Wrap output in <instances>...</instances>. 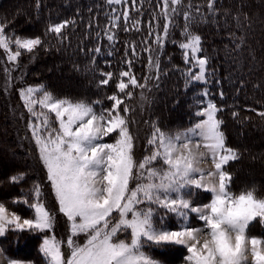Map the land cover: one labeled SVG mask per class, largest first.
Listing matches in <instances>:
<instances>
[{"label": "snow or ice", "instance_id": "obj_1", "mask_svg": "<svg viewBox=\"0 0 264 264\" xmlns=\"http://www.w3.org/2000/svg\"><path fill=\"white\" fill-rule=\"evenodd\" d=\"M107 3L124 5L128 0H107ZM131 3L135 5L136 0ZM216 4L217 0H207L205 14L202 6H194L191 0L187 4L184 0H158L159 11L153 12L147 37L142 41V51L148 53V68L154 75L145 76L141 82L132 71L133 59L126 52L124 64L128 70L100 73L101 86L108 85L115 76L117 91L106 97L112 102L110 107L97 109L102 101L88 103L57 97L43 85L18 90L31 117L27 127L46 171V180L58 211L67 219L68 236L66 240L56 238L55 215L45 202L43 186L34 181L27 192L22 190L21 198L13 200V204L32 209L31 217H22L0 202V237L10 231L47 233L40 249L47 264H162L146 249L173 245L186 248L187 264H246L249 253L254 264H264V238L248 235L253 221L259 218L264 225V197H258L254 188L238 194L231 190L233 176L227 166L242 154L228 145L222 130L224 121L217 116L222 109L215 103L209 100L195 112L200 119L183 131L166 132L153 123L145 155L140 160L135 158L137 138L130 130L131 109L125 101L133 98L135 89L150 91L149 79L159 86L160 57L168 43L179 47L185 64L189 65V71L183 73L187 80L208 83L210 57L205 53L203 37L192 30V25L207 23L209 16L218 23L220 9ZM36 7L39 8V0ZM244 7L242 0L234 14L230 9L224 10L225 18L232 15L240 30L250 27ZM181 14L182 39H170L178 26L176 18ZM121 19L128 31L130 9L113 16L104 30L112 43L116 42L113 29L120 27ZM70 23L74 21L49 24L45 35L51 33L61 38ZM140 24L136 19L131 27L139 31ZM230 35L235 36V32ZM237 39L236 49L240 50L245 40L243 36ZM43 46L41 37L18 36L8 21L0 22V49L9 63L18 67L22 54L34 56ZM126 47L133 57L139 58L135 43ZM91 51L98 55L101 48L97 46ZM91 63H95V55ZM192 68H198V72L191 71ZM4 70L8 73L7 91L12 70ZM203 95H209L207 90ZM220 95L223 97V92ZM140 99H147L143 91ZM237 115L233 112L234 117ZM259 115L264 117V112ZM110 136L112 142L106 140ZM200 148L205 151L199 152ZM204 159L211 160L212 169L198 167ZM26 177L27 173L20 172L10 176L9 182L18 184ZM193 189L211 193L210 202L195 204ZM193 215L203 227L191 226L189 220ZM170 216L178 218V228L168 226ZM81 235L86 237L83 244L78 242ZM7 264L22 262L8 258Z\"/></svg>", "mask_w": 264, "mask_h": 264}, {"label": "trees", "instance_id": "obj_2", "mask_svg": "<svg viewBox=\"0 0 264 264\" xmlns=\"http://www.w3.org/2000/svg\"><path fill=\"white\" fill-rule=\"evenodd\" d=\"M191 2L194 6L201 5V11L207 14V0ZM241 2L217 0L216 7L220 9L216 17L218 23H214L209 16L207 23L193 24L192 30L203 37L205 53L210 57L206 87L217 107L222 109L217 116L224 121L222 130L227 143L239 149L242 154L239 160L227 166L233 176L231 190L238 194L242 190L254 188L258 197H264V117L259 115L264 112V0H243V10L250 18V27L245 26L242 30L236 28L232 15L226 18L224 15L225 9H230L234 14ZM184 3L187 4L188 0H184ZM36 4L37 0H0V22L8 21L9 27L18 36H38L44 41V46L37 49L34 56L22 54L10 82L14 83V80L15 84H11L7 91L0 79V201L26 218L33 215L32 209L24 204H13V200L21 198L22 190L27 192L34 181L43 186L44 197L51 201L55 197L27 128L29 114L20 108L18 90L24 85H43L57 97H69L88 103L102 101V105L96 106L97 109L101 106L110 107L112 102L106 97L117 91L115 76L108 85L101 86L98 83L102 79L100 73L111 71L117 74L120 70H128L124 64L126 52L127 57L133 59L132 71L141 82L145 76L154 75L148 68V53L142 51V41L147 37V25L153 12L159 11L158 0H136L135 5L128 0L127 4L120 7L108 4L107 0H39V8ZM126 9H130L129 30H124V21L121 19L120 27L113 29L116 42L112 43L107 40L104 30L112 22L113 16H120ZM136 19L141 21L139 31L131 27V22ZM65 20L74 21V24L70 23L63 30L61 38L51 33L45 35L49 24ZM176 21L178 26L170 39L179 41L182 39L180 30L184 25L182 15ZM233 32L235 36L230 35ZM239 36L244 37L245 43L237 50ZM130 43H135L139 58L133 57L127 49ZM97 46L101 48L98 55L91 51ZM94 55L95 63L92 64ZM160 59L159 86H156V81L149 79L150 91L135 89V99L127 102L131 109L130 119L135 118L131 119L130 128L136 141H141V152L153 123L172 133L187 129L196 120L192 108L195 103L191 101L194 88L189 86V81L183 75L189 65L185 64L181 50L168 43ZM1 67L0 62L2 73ZM1 73L0 78L3 79ZM19 76L23 79L17 82ZM141 91L146 101H141ZM233 112L238 115L234 117ZM20 172L27 173L26 179L18 184L10 183L9 177ZM197 193L192 194L197 201L210 199L205 192ZM52 203L55 207V200ZM192 218L190 224L197 225L194 215ZM168 221L177 225L175 216H170ZM256 221L250 225L248 233L264 237V228ZM19 234L25 238L26 231ZM16 236L17 232L10 231L0 238L7 258L47 264L38 240L20 247V241L15 240ZM146 251L169 264L184 261V255H179L175 245Z\"/></svg>", "mask_w": 264, "mask_h": 264}, {"label": "rangeland", "instance_id": "obj_3", "mask_svg": "<svg viewBox=\"0 0 264 264\" xmlns=\"http://www.w3.org/2000/svg\"><path fill=\"white\" fill-rule=\"evenodd\" d=\"M114 5V4H113ZM115 7H120V6H122V5H114ZM182 15V14H181ZM180 17V16H179ZM178 18V17H177ZM0 62H1V70H2V73H1V75H3L4 76V78L2 79V78H0L1 79V81H2V84H3V86L4 87H6V84L8 83V73H6L5 72V68H8V69H11L12 71H11V79L12 78H14V76H15V71L17 70V66L15 65V64H13V63H9L8 61H7V58H6V54L4 53V51L2 50V49H0ZM19 60H20V58H19ZM188 71H189V69H188ZM191 71H193V72H198V68H192L191 69ZM208 74H209V71H208V67H207V78H208V80H209V77H208ZM137 77V76H136ZM21 78L23 79V77H20L19 76V78H17V82L18 81H21ZM138 78V77H137ZM138 79H140V78H138ZM189 81V86L190 87H193L194 88V90H192V93H191V101L193 102V103H195V106L194 107H192L193 108V113H195V112H197L198 110H200L202 107H204L205 105H206V103L209 101V100H211L213 103H215L214 102V100L210 97V95H208V96H204L203 95V92L205 91V90H207V92H208V89H207V87H206V84L204 83V82H195V81H190V80H188ZM13 82L14 83H11V84H15V81L13 80ZM28 86H40V85H24L22 88H24V87H28ZM151 86V83H149V87ZM133 99H135V98H133ZM127 102H129V100H126L125 101V103L127 104V105H129V103H127ZM121 107L123 108V105H121ZM20 108H21V110H22V112H24V110H25V112H27L26 111V109H25V107H24V104H23V101L21 100V105H20ZM145 111V110H144ZM21 112V113H22ZM24 112V113H25ZM146 113H149V111L147 110V111H145ZM27 114H28V112H27ZM218 114V113H217ZM195 116V115H194ZM196 117V116H195ZM29 120L27 121V125H28V123H29V121L31 120V117H30V115H29V118H28ZM131 119H135V118H132L131 117ZM198 119H200V118H198V117H196V120L195 121H197ZM194 121V122H195ZM28 128V127H27ZM189 128V127H188ZM29 130V129H28ZM130 130H131V128H130ZM133 131V130H132ZM181 131H183V130H181ZM176 132V131H175ZM172 133H174V132H172ZM115 134H113V136H114ZM112 139H113V137L112 136H110V137H108V138H106V140L108 141V142H112ZM140 142L141 141H136V148H135V158L137 159V160H140V159H142V157L145 155V146H146V144H144V146L142 147V152L140 151V149H139V144H140ZM194 150V152L196 151V149L194 148L193 149ZM205 150L203 149V148H200L199 149V152H204ZM141 154V155H140ZM198 167H200V168H202V169H204V170H209V169H212L213 168V164H212V162H211V160L210 159H204V160H202L199 164H198ZM263 167H261L260 169H262ZM259 171H261V170H259ZM261 173H263V171H261ZM264 174V173H263ZM135 183V181H133V184ZM197 191H201V192H205V193H207V194H209V196H210V199H211V193H209V192H206V191H203V190H195V189H193L192 190V194H196L197 193ZM199 193V192H198ZM197 193V196L199 195ZM208 196H206V198H207ZM210 199H208V200H204V201H197L196 200V198H195V196L193 195L192 196V200H193V202L195 203V204H199V205H203V204H207L208 202H210ZM54 200H55V198H54ZM54 200L52 199V201L54 202ZM52 201L50 200V199H48V198H46L45 197V202H46V204H47V206H48V208L54 213V215H55V225H54V229H53V231H54V234H55V236H56V238L57 239H65L66 240V238H67V236H68V222H67V219H66V217H64V215L62 214V213H60L59 211H58V204H57V202H56V200H55V207H53V203H52ZM1 202V201H0ZM6 205V204H5ZM6 207H8L7 205H6ZM9 208V210L10 211H15L14 209H12V208H10V207H8ZM15 212H17V211H15ZM18 213V212H17ZM19 215H21L20 213H18ZM22 216V215H21ZM22 217H24V216H22ZM26 218V217H25ZM176 218V217H175ZM194 218H195V216H194ZM192 220H193V218L192 217H190V220H189V223H191L192 222ZM195 220V222L196 221H198V224L197 225H194V224H192L191 226H193V227H203V224H202V222L201 221H199L198 219H194ZM176 222H177V225L176 224H174L173 222H171V221H167V223H168V226L169 227H171V228H173V229H176V228H178L179 227V224H180V222H179V220H178V218H176ZM254 222V221H253ZM252 222V223H253ZM257 223L259 222V225L262 227V228H264V225H262L261 223H260V221H259V218L257 219V221H256ZM251 225V224H250ZM250 225H249V227H250ZM8 234V233H7ZM251 234V233H250ZM249 233H248V235L249 236H255V237H258V238H264V237H261V236H256V235H253V234H251L250 235ZM46 235H48L47 233H41V232H28V231H26V235H25V238H21V236H22V234H19V233H17V236L15 237V240L18 242V240L20 241L19 242V244H20V247H23V246H26V243L27 242H30V241H32L33 243H34V240H38V242H40V249H41V245H42V242H43V239L45 238V236ZM124 235H127V234H124ZM1 238V237H0ZM121 238H124V236H121ZM85 239H86V237L84 236V235H81L79 238H78V242L79 243H81V244H83L84 243V241H85ZM27 244H29V243H27ZM176 247H177V249H178V251H179V255H184V261L183 262H181V263H179V264H187V261H186V256L188 255V253H187V250H186V248L184 247V246H182V245H175ZM180 248V249H179ZM42 253V252H41ZM66 254H67V252H66ZM43 255V254H42ZM45 258V257H44ZM19 261H21V262H23L22 264H36L35 262H33V261H30V260H19ZM161 261V260H160ZM7 262H8V258H7V256H5V254H4V252H3V249H2V247H1V244H0V264H7ZM162 262V264H169V263H167V262H165V261H161ZM246 264H254V262H253V257L250 255V253L247 255V258H246Z\"/></svg>", "mask_w": 264, "mask_h": 264}, {"label": "crops", "instance_id": "obj_4", "mask_svg": "<svg viewBox=\"0 0 264 264\" xmlns=\"http://www.w3.org/2000/svg\"><path fill=\"white\" fill-rule=\"evenodd\" d=\"M23 263V262H22Z\"/></svg>", "mask_w": 264, "mask_h": 264}]
</instances>
